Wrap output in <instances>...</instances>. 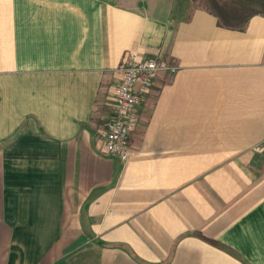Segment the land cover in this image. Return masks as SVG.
I'll use <instances>...</instances> for the list:
<instances>
[{
  "label": "crops",
  "instance_id": "obj_1",
  "mask_svg": "<svg viewBox=\"0 0 264 264\" xmlns=\"http://www.w3.org/2000/svg\"><path fill=\"white\" fill-rule=\"evenodd\" d=\"M197 0H0V264H264V17ZM160 58L122 162L118 64Z\"/></svg>",
  "mask_w": 264,
  "mask_h": 264
},
{
  "label": "built area",
  "instance_id": "obj_2",
  "mask_svg": "<svg viewBox=\"0 0 264 264\" xmlns=\"http://www.w3.org/2000/svg\"><path fill=\"white\" fill-rule=\"evenodd\" d=\"M178 67L160 59L124 58L116 67L118 75L109 116L99 131L106 153L122 162L129 159L128 145L135 133L140 108L160 76H174Z\"/></svg>",
  "mask_w": 264,
  "mask_h": 264
},
{
  "label": "trees",
  "instance_id": "obj_3",
  "mask_svg": "<svg viewBox=\"0 0 264 264\" xmlns=\"http://www.w3.org/2000/svg\"><path fill=\"white\" fill-rule=\"evenodd\" d=\"M195 6L229 30L243 31L250 19L264 17V0H197Z\"/></svg>",
  "mask_w": 264,
  "mask_h": 264
}]
</instances>
